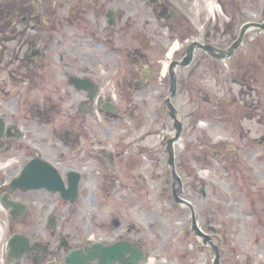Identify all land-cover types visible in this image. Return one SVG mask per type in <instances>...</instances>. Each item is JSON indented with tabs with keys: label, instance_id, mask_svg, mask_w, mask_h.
<instances>
[{
	"label": "flooded vegetation",
	"instance_id": "af4514ba",
	"mask_svg": "<svg viewBox=\"0 0 264 264\" xmlns=\"http://www.w3.org/2000/svg\"><path fill=\"white\" fill-rule=\"evenodd\" d=\"M203 1L219 11L218 14L223 13L222 0ZM197 2L0 0V264H76L69 262L73 255L84 258L92 249L93 243L77 244L73 221L61 210L63 206L72 209L79 200L84 177L81 172L64 171L61 167H66L65 161L69 159L81 163L83 168L88 163L84 157L97 167L108 159L107 166L114 173L113 166L122 155L105 156L99 153L103 149L92 152L85 147L92 141L95 127L103 132L101 125H124L126 108L136 104L138 92L152 90L157 85L154 73L161 61L155 56L158 49L163 50L160 47L166 48L160 45L163 40L188 44L180 54L182 58L169 65V94L170 71L176 72L177 91L179 70L191 68L198 53L202 54L201 59L198 67L190 71V77L208 66L211 75L225 78L228 74L226 81L235 83L240 71L234 70L231 63L242 48L226 61L214 59L199 48L200 45L224 50L211 45L209 40L202 41L198 35L193 36L188 10L197 6ZM211 11L207 21L211 19L219 24L220 16ZM198 15L201 22V13ZM204 25L201 30L205 29ZM213 27L216 35L221 32L219 26ZM190 35L198 38L189 41ZM205 36L210 39V32ZM192 47L195 52L191 64L179 66L188 58ZM249 93L254 95L255 91L249 89ZM206 104L214 103L208 99ZM129 117L136 116L130 113ZM254 117L255 114L248 118L240 116V120H254ZM169 118L174 132V121ZM34 121L39 122L40 150H31L25 143L32 139L30 127ZM251 144L255 145L256 141ZM62 152L69 156H62ZM30 163V173L23 178L26 182L16 183ZM52 169L58 173L66 191L69 172L78 174L76 200H66L60 191L24 187L35 185L38 180L57 183V174L49 173ZM119 215L124 219L125 208L120 209ZM114 226L122 227L118 220ZM126 242L141 250L138 241L122 239L106 246ZM133 263L138 264V259Z\"/></svg>",
	"mask_w": 264,
	"mask_h": 264
},
{
	"label": "rangeland",
	"instance_id": "374dc122",
	"mask_svg": "<svg viewBox=\"0 0 264 264\" xmlns=\"http://www.w3.org/2000/svg\"><path fill=\"white\" fill-rule=\"evenodd\" d=\"M222 2V14L203 0L188 10L193 36L209 40L219 49L233 44L245 24L264 22V0ZM211 10L220 16L219 24L207 21ZM203 25L205 29L201 30ZM214 25L221 28L217 35ZM207 32L210 39L205 36ZM198 37L190 35L189 41ZM245 41L231 63L240 71L235 83L226 81L227 73L225 78L211 75L208 66L190 77L201 59L198 53L191 68L179 70V86L172 99L184 125L182 139L175 144L182 198L193 205L200 228L220 248L221 264H264V33L250 31ZM160 45L166 48L160 47L163 50L158 49L155 56L161 61L154 73L157 85L138 92L136 104L126 108L124 125H101L103 132L95 127L96 133L85 147L92 152L103 149L99 153L105 156L122 155L113 166L114 173L107 166L108 159L97 167L84 157L88 162L85 172L81 163L66 160V167L61 169L81 172L84 179L74 207L63 206L61 210L73 221L77 244L106 246L120 239L138 241L148 256L143 264H213V251L204 247L191 230L190 211L173 199L174 180L166 152L167 140L173 134L164 105L170 90L168 69L173 60L182 58L180 54L188 44L165 39ZM249 89L255 94L251 95ZM208 99L214 104L208 106ZM130 113L136 117L131 119ZM212 113H216V119ZM254 114V120H240V116ZM38 128L39 122H32V139L25 142L31 150L42 147ZM122 207L124 219L119 215ZM116 220L122 227L114 226ZM209 228L215 232L210 233Z\"/></svg>",
	"mask_w": 264,
	"mask_h": 264
},
{
	"label": "water",
	"instance_id": "95a60500",
	"mask_svg": "<svg viewBox=\"0 0 264 264\" xmlns=\"http://www.w3.org/2000/svg\"><path fill=\"white\" fill-rule=\"evenodd\" d=\"M253 29H257L259 31L264 32V22L249 23L244 25L240 31V35L237 41L230 48L226 50L220 51L211 46L203 47L200 45L199 48L202 49L203 51H206L214 59L226 60L228 58H231L235 54V52L242 46L245 35L248 32L252 31ZM194 52L195 49L194 47H192L188 53V58H186L184 62L179 64V66L188 67L192 62ZM170 76H171L172 87H171L170 95L167 98L165 104L167 106L169 116L174 121V128H175V134L171 136L170 139L168 140L167 149H166V152L169 155V164L172 168V177L174 180L172 185V195L174 201L177 204L186 206L191 210L192 230L194 234L201 240L204 246H210L212 248V250L215 253L214 264H221L220 261L221 253L219 247L214 244L213 238L210 235H207L200 229L192 204L181 197L183 193V181L176 171L174 145L176 144V142H178L181 139L183 124L178 119V111L172 103V99L176 96L177 93L176 72L170 71ZM44 164L47 165V167L51 168V166L48 163H44ZM31 166L32 164L30 163L22 173L20 180L16 181V183L26 182V180L23 178L30 173ZM50 172L57 174L58 176L57 183L54 180H51L53 182L38 180L35 185H25L24 187H26L27 189L45 188L51 192L60 191L65 199L76 200L78 197L79 182H80V178L78 174H76L75 172L69 173V189L68 191H66L65 186L62 183V180L59 177L58 173L54 169L49 171V173ZM128 255L131 256V259L129 260L126 259ZM135 259H138V263L144 261L146 259V254L141 252L139 248L137 250L135 247H133L132 245L126 242V243H119L111 247H104L100 243H96L92 247V249L89 250L88 254L84 256V258L82 256L73 255L71 259L68 260L69 262H74L76 264H87L89 261H95V260H98L100 264H112L115 262H121L122 264H134L133 262L135 261Z\"/></svg>",
	"mask_w": 264,
	"mask_h": 264
},
{
	"label": "bare ground",
	"instance_id": "6f19581e",
	"mask_svg": "<svg viewBox=\"0 0 264 264\" xmlns=\"http://www.w3.org/2000/svg\"><path fill=\"white\" fill-rule=\"evenodd\" d=\"M175 50H177V48H174L173 50H172V52H175ZM167 73V68L164 70V74H166Z\"/></svg>",
	"mask_w": 264,
	"mask_h": 264
}]
</instances>
